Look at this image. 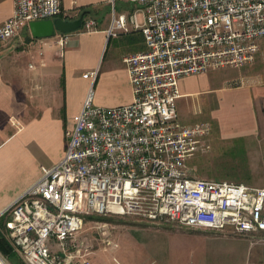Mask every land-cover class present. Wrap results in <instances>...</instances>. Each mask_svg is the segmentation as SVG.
Segmentation results:
<instances>
[{"label":"built area","instance_id":"1","mask_svg":"<svg viewBox=\"0 0 264 264\" xmlns=\"http://www.w3.org/2000/svg\"><path fill=\"white\" fill-rule=\"evenodd\" d=\"M0 46L31 22L63 16L61 0H12ZM141 12L113 17L109 35H143L144 50L122 58L132 89L128 105L93 103L97 71L64 157L4 211L0 235L23 264H89L79 235L91 215L131 217L232 233L264 243V188L196 178L186 162L209 150L208 122L183 125L176 101L181 79L264 59V0H129ZM84 18L79 31L91 32ZM63 48L69 34L55 33ZM31 67V65H30ZM243 85V81L236 82ZM101 233L105 224L95 225ZM58 246L53 251L49 243ZM0 264H9L0 253Z\"/></svg>","mask_w":264,"mask_h":264},{"label":"crops","instance_id":"2","mask_svg":"<svg viewBox=\"0 0 264 264\" xmlns=\"http://www.w3.org/2000/svg\"><path fill=\"white\" fill-rule=\"evenodd\" d=\"M61 8L66 20L90 11L85 18L95 21V29L69 34L60 49L51 38L33 39L26 27L0 46V213L39 180L42 167H51L64 157L67 132L73 129L91 87V80L83 78L85 73L97 71L92 85L95 106L111 108L132 102L122 58L144 50L143 35L130 23L126 32L109 35L108 30L113 17L121 14L135 13L137 23L142 24L141 12L129 0H61ZM12 11V0H0V25ZM14 53L23 54L22 64L20 57L9 61ZM240 80L243 85L226 90L246 92L251 120L247 133L256 135L258 130L264 141V81ZM178 89L176 111L183 125L205 122L199 119L208 107H218L208 74L185 77ZM217 120V140L227 141L236 133L247 135ZM94 224L106 225L102 233L95 228L100 239L94 241L84 231L79 235L89 250V264H111L110 257L113 264H264V243L235 235L229 227L213 231L134 218L127 225L108 220Z\"/></svg>","mask_w":264,"mask_h":264},{"label":"rangeland","instance_id":"3","mask_svg":"<svg viewBox=\"0 0 264 264\" xmlns=\"http://www.w3.org/2000/svg\"><path fill=\"white\" fill-rule=\"evenodd\" d=\"M13 57H20V63L22 64L23 54L14 53L9 61H12ZM208 76L211 78V88L216 89L212 91L211 95L212 99H216L218 102V107L217 109L208 107V113L204 114L202 119L199 120H206L205 122L210 124L211 142L209 141V150L203 154L194 153L192 158L186 162V167L192 171L193 176L196 178L226 181L259 188L264 185V141L261 139L258 130L256 135L247 133L251 120L245 103L246 92L243 90H226V88L237 87L236 82L240 78L251 77L264 81L263 55L259 53L251 65L240 69L210 71ZM217 118H219V121L222 119L226 124H230L231 127L234 126L236 130H245L247 135L239 136V133H236L238 134L237 137L227 141L217 140V133L215 132L218 123ZM97 219L108 220L113 224L123 222L127 225L131 223V218L128 217H102L97 215L86 217L82 231L85 235L91 234L90 236L94 241L100 239L96 234L97 230L94 224ZM3 221L4 218L0 219L1 224ZM106 244L102 245L106 246ZM49 246L53 251H59L58 246L54 245L53 242H50ZM8 261L11 264H19V262L23 264L17 255L11 259L8 258ZM108 261L113 264L111 257Z\"/></svg>","mask_w":264,"mask_h":264},{"label":"water","instance_id":"4","mask_svg":"<svg viewBox=\"0 0 264 264\" xmlns=\"http://www.w3.org/2000/svg\"><path fill=\"white\" fill-rule=\"evenodd\" d=\"M85 16L86 13L82 12L74 20L58 17L51 20L31 22L29 31L33 39L51 38L55 33L71 34L81 29Z\"/></svg>","mask_w":264,"mask_h":264},{"label":"trees","instance_id":"5","mask_svg":"<svg viewBox=\"0 0 264 264\" xmlns=\"http://www.w3.org/2000/svg\"><path fill=\"white\" fill-rule=\"evenodd\" d=\"M82 12H85L86 16L90 14V11H88V10H84ZM97 220H103V219H97ZM0 253L9 259H11L12 257H16V255L12 252L10 246L7 244V242L1 236H0ZM19 264H21V263L19 262Z\"/></svg>","mask_w":264,"mask_h":264}]
</instances>
